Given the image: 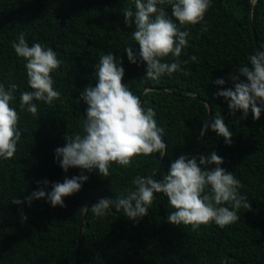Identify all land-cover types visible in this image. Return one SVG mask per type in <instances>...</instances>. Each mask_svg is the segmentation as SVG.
<instances>
[{
	"label": "trees",
	"instance_id": "obj_1",
	"mask_svg": "<svg viewBox=\"0 0 264 264\" xmlns=\"http://www.w3.org/2000/svg\"><path fill=\"white\" fill-rule=\"evenodd\" d=\"M129 6L135 11L134 0H0V84L6 89L18 85L11 106L20 115L22 133L14 158H0V264H76L88 202L126 196L135 190L136 176L162 179L181 155L207 157L213 151L223 158L221 167L241 181L240 193L248 197L251 211L241 209L240 219L223 228L213 222L193 231L190 225L167 221L175 209L163 193L156 194L148 216L138 222L124 216L123 210L110 209L101 218L89 210L79 264H264V111L259 120L251 111L244 119L242 111L233 115L227 101L217 96L222 87L233 86L230 74L249 63L257 46L264 52V0H212L205 22L185 26L171 16V6L164 5L180 30L189 32V46L179 58L189 61L181 64L189 74L176 72L158 82L146 78L145 63L128 60L127 47L139 53L132 38L135 25L129 28L123 16ZM21 32L29 46L42 43L63 61L52 73L61 99L53 105L34 101L38 116L19 109L21 93L32 91L26 60L12 47ZM109 52L123 59L125 85L142 99L145 109L155 110L157 124L164 129L166 153L138 156L130 167L112 164L108 177L98 170L65 172L55 150L65 146L66 136L83 134L88 105L81 95L85 87H95V65ZM193 55L196 62L190 61ZM173 61L169 55L162 62ZM217 78L227 83L216 85ZM217 114L233 133L231 146L211 127L200 138L205 121L210 124ZM81 172L89 179L81 191L64 198L66 207H53L47 198L33 199L29 206L26 197L42 187L37 181L62 183ZM45 190L51 191V186ZM18 198L23 203L13 204ZM21 212L28 217L26 222Z\"/></svg>",
	"mask_w": 264,
	"mask_h": 264
},
{
	"label": "clouds",
	"instance_id": "obj_2",
	"mask_svg": "<svg viewBox=\"0 0 264 264\" xmlns=\"http://www.w3.org/2000/svg\"><path fill=\"white\" fill-rule=\"evenodd\" d=\"M166 4L171 6V16L179 25H197L205 22L212 0H134L135 11L131 6L124 9L125 24L129 28L135 25L132 38L139 45L138 55L131 47L125 49L128 60L132 64L145 63L146 78L156 82L176 72L189 74L181 67L189 61L179 59L189 46V32L180 30L168 16L163 7ZM203 30L206 31V27ZM12 47L19 57L26 60L27 83L32 89L21 93L20 112L26 110L38 116V106L34 101L53 105L54 101L61 99V93L54 89L52 73L60 69L63 61L56 51L42 43L35 42L29 46L24 32L13 41ZM169 55L174 57V61L162 62ZM248 60V64L230 74L233 86L222 87L217 96L227 101L233 115L242 111V117L246 119L251 111L253 118L259 120L264 111L261 107L264 106V52L257 51ZM190 61L196 62L197 57L191 56ZM95 67L98 82L95 87H85L81 95L88 105L83 134L66 136L65 146L55 150L60 167L65 172L70 168L88 172L98 170L101 176L108 177L112 164L130 167L138 156L165 154L164 129L157 124L155 110L151 107L145 109L140 97L123 82V59L109 52L100 57ZM214 83L224 86L227 81L217 78ZM17 87L12 83L6 89L0 84V158L4 160L14 158L22 135L18 128L20 115L11 106ZM209 127L223 137L227 145L233 144V133L222 115L217 114L210 124L205 121L200 138L207 134ZM223 164V158L214 151L207 157L181 155L171 163L162 179L136 176L132 181L135 190L116 199L102 198L90 210L97 218L107 217L110 209L116 212L123 210L124 216L138 222L148 216L156 194L163 193L175 209L167 216L169 223L190 225L193 231L213 222L223 228L240 219L238 213L241 209L252 210L248 197L240 193L241 181L233 172L221 167ZM88 179L81 172L78 176L65 177L62 183L47 179L37 181L42 187L26 200L31 206L33 199L47 198L53 207H66L64 198L81 191ZM49 185L51 191H46ZM12 203L20 205L23 201L18 198ZM21 216L26 222L28 217L23 212Z\"/></svg>",
	"mask_w": 264,
	"mask_h": 264
},
{
	"label": "water",
	"instance_id": "obj_3",
	"mask_svg": "<svg viewBox=\"0 0 264 264\" xmlns=\"http://www.w3.org/2000/svg\"><path fill=\"white\" fill-rule=\"evenodd\" d=\"M256 1H257V0H256ZM251 23H252L253 35H254V38H255V40H256V42H257V36H256L255 27H254L253 22H252V16H251ZM257 50H258V51H261V49H260L258 46H257ZM150 90H153V89H150ZM156 90H157V91L166 92L165 89H161V88L156 89ZM197 99H199V98L197 97ZM141 101H142V99H141ZM207 105H208V107H209L210 115L212 116V108H211V106H210V104H209L208 102H207ZM164 142H165V141H164ZM92 204H93V201L88 202V204H87V206H86L87 210L85 209V212H84V214H83V221H82V223H81V227H80L79 240H78V247H77V252H76V264H79V252H80V248H81L82 241H83L84 220H85V218H86V216H87V214H88V212H89L90 207H91Z\"/></svg>",
	"mask_w": 264,
	"mask_h": 264
}]
</instances>
